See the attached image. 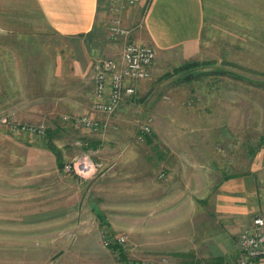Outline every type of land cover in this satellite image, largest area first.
<instances>
[{"label":"rangeland","instance_id":"obj_1","mask_svg":"<svg viewBox=\"0 0 264 264\" xmlns=\"http://www.w3.org/2000/svg\"><path fill=\"white\" fill-rule=\"evenodd\" d=\"M107 8L109 24L116 14ZM38 10L36 0H0V264L201 263L191 251L140 252L152 246L149 200L166 196L171 173L182 170L177 162L190 165L205 152L219 170L253 166L260 204L264 1L255 0L253 25L239 27L236 42L207 37L187 60L156 54L150 76L132 81L135 94L111 114L94 108V71L92 81L71 75L67 40ZM123 29L111 38L103 28L92 67L118 61L124 43L134 42L126 39L132 29ZM189 61L198 62L191 73L175 68ZM82 115L100 127L77 122ZM106 237L118 248L104 245Z\"/></svg>","mask_w":264,"mask_h":264},{"label":"crops","instance_id":"obj_2","mask_svg":"<svg viewBox=\"0 0 264 264\" xmlns=\"http://www.w3.org/2000/svg\"><path fill=\"white\" fill-rule=\"evenodd\" d=\"M254 2L137 0L127 4L126 17L125 6L117 15L123 27L132 29L126 39L153 46L158 60L162 57L187 60L200 52L207 37L224 38L213 42H236L232 36L238 34V28L253 25L248 20L254 19ZM36 3L47 27L56 37L67 40L73 55L71 75H89L92 81V62L100 56L94 44L109 25L105 19L110 13L109 1L36 0ZM206 158L203 152L198 158L201 161L190 165L177 162L184 168L180 166L181 171L171 173L166 196L150 198L152 246L138 248L141 253L147 249L154 256L188 257L191 251L201 263L230 264L235 260L238 234L262 210L261 201L259 204L255 198L253 166L243 174L231 168L223 171ZM254 264H264V257Z\"/></svg>","mask_w":264,"mask_h":264},{"label":"built area","instance_id":"obj_3","mask_svg":"<svg viewBox=\"0 0 264 264\" xmlns=\"http://www.w3.org/2000/svg\"><path fill=\"white\" fill-rule=\"evenodd\" d=\"M110 8L116 16L110 20L109 31L111 38L125 33L120 27L117 16L119 8L137 0H108ZM119 31V32H118ZM127 33V32H126ZM157 51L153 46L126 42L123 45L120 59L118 61L104 59L96 60L93 65L94 86L93 102L94 108L102 113L111 114L128 96L135 94L136 89L131 82L147 79L150 76L151 66L156 58ZM76 121L85 127L96 129L100 122L85 115L75 117ZM148 130L147 127L144 128ZM86 163L81 168H86ZM261 203L262 210L255 214L250 224L238 234L236 239L237 256L230 264H254L264 257V178L262 181ZM124 237H119L116 243H123ZM104 245H111L108 238H104ZM133 264H171L166 258L155 260L137 261ZM214 264V263H199Z\"/></svg>","mask_w":264,"mask_h":264},{"label":"trees","instance_id":"obj_4","mask_svg":"<svg viewBox=\"0 0 264 264\" xmlns=\"http://www.w3.org/2000/svg\"><path fill=\"white\" fill-rule=\"evenodd\" d=\"M38 13H40V11L38 10ZM41 15V14H40ZM103 35V34H102ZM198 65V62L197 61H189V62H185L184 64L178 66V67H175L177 68V70H187L188 73H191L190 71V68L194 67ZM193 73V72H192ZM191 74H186V78H188V76L190 77ZM189 79V78H188ZM134 95V94H133ZM51 148V146H50ZM52 149V148H51ZM59 165H60V162L58 161ZM112 248H118L117 245H111ZM121 250V249H120ZM122 253V252H120Z\"/></svg>","mask_w":264,"mask_h":264}]
</instances>
